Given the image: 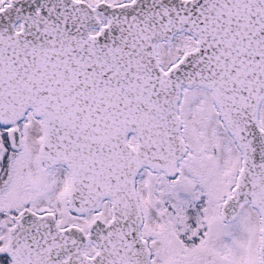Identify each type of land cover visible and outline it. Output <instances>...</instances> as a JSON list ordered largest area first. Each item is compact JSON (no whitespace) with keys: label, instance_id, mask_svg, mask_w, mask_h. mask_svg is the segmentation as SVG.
Wrapping results in <instances>:
<instances>
[{"label":"snow or ice","instance_id":"1","mask_svg":"<svg viewBox=\"0 0 264 264\" xmlns=\"http://www.w3.org/2000/svg\"><path fill=\"white\" fill-rule=\"evenodd\" d=\"M0 264H264V0H0Z\"/></svg>","mask_w":264,"mask_h":264}]
</instances>
